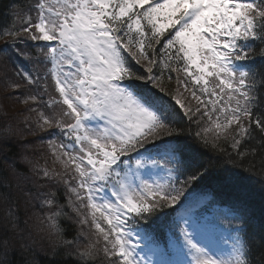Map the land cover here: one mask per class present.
Returning a JSON list of instances; mask_svg holds the SVG:
<instances>
[{"label":"snow or ice","instance_id":"obj_1","mask_svg":"<svg viewBox=\"0 0 264 264\" xmlns=\"http://www.w3.org/2000/svg\"><path fill=\"white\" fill-rule=\"evenodd\" d=\"M15 15L3 99L27 107L0 158L32 136L31 175L15 161L0 175V264H40L37 235L47 264H264V0H33ZM35 142L61 171L33 162Z\"/></svg>","mask_w":264,"mask_h":264},{"label":"rangeland","instance_id":"obj_2","mask_svg":"<svg viewBox=\"0 0 264 264\" xmlns=\"http://www.w3.org/2000/svg\"><path fill=\"white\" fill-rule=\"evenodd\" d=\"M33 2H31L32 4ZM30 4V5H31ZM30 5L26 8V10L24 11L21 10H17L15 12H13V15L11 16V18L15 21L16 20V12H19L21 14H25L28 12ZM4 43V41L0 42V45H2ZM11 68L8 67V71L11 72ZM41 71H43L44 69L41 68ZM3 76H4V72L2 67H0V112L2 114V116H4V118H6L8 125H10L14 130L19 131L20 129L24 128V121H25V113H21L20 111H18L19 109H23L26 108L27 106L24 104H16L11 100H4L3 97L5 95V93L8 92H12L13 89L11 88H5L4 85V80H3ZM187 95V94H186ZM193 103H195V101H193ZM6 113V115H5ZM33 137L30 135H23V136H19L18 138L13 140V143L9 144L10 148H12L14 151H21L20 148V140H32ZM27 155H29V157L33 160V162L39 166H46L49 170H54V171H61V165L58 162H54V157L52 156V154L49 151V147L47 144H41L39 142H35L33 145H31L28 150H27ZM13 161H5L6 163V174L10 173V169H8V164L12 163ZM19 162V163H18ZM16 163V167L18 169V171L22 172V170H26L27 175H31L30 172H28L29 169V165L21 163L20 161H15ZM24 173V172H22ZM26 175V174H25ZM9 179H11V176L9 175ZM15 186V185H14ZM23 187L25 189H27L28 187H30V185L25 184L23 185ZM25 208L23 210V214H24ZM38 211V209H36L34 206L31 208V211L29 212V216H31L32 212ZM25 218L22 220V223L24 220H28L29 217L22 215ZM33 221H29V223H32ZM67 223V222H66ZM49 246V240L47 237L41 238L40 235H37L36 237V244H35V248H36V253L37 255L42 254L41 249L42 248H47ZM17 254H19L20 252L17 251ZM44 253V252H43ZM36 255V257H37Z\"/></svg>","mask_w":264,"mask_h":264},{"label":"trees","instance_id":"obj_3","mask_svg":"<svg viewBox=\"0 0 264 264\" xmlns=\"http://www.w3.org/2000/svg\"><path fill=\"white\" fill-rule=\"evenodd\" d=\"M30 3V0H0V27H5V26H12L13 24V19L11 18V16L13 15V12L19 10H23V8H26ZM5 39H7V37H5ZM4 41L3 39H0V42ZM9 67L11 68V66L9 65ZM171 86L173 88L176 87L175 85V81L173 80L171 82ZM8 125V122L6 120V118H4V116H2L1 112H0V129H3L5 126ZM13 143V140L11 141V144ZM19 153L20 151L16 150L14 151L12 148H10V146H7V159L4 160L2 158H0V175H6V163L5 161H20L19 160ZM3 154H0V157H2ZM19 163V162H18ZM254 164L259 167L260 165V159L259 157H257L254 160ZM22 172H24V174L27 175L26 170H22ZM29 172V171H28ZM6 189L0 185V192H4ZM10 191L13 193V198L17 200V203L19 204V208L18 209H13L14 211H17L20 217V220L22 218V220L25 218L23 214V210L25 208V202L23 198H20V194L17 192L15 186L13 185V187L10 189ZM8 206L6 204H4L3 202H0V214H3V212L6 210ZM257 215H259L258 211H257ZM21 220V222H22ZM65 223L66 222H62ZM68 238H71V236H69ZM17 252V251H16ZM16 252L13 253V259L16 262V264H22V261L24 259V255H22L21 253L17 254ZM257 257L254 256L253 259L255 260ZM49 259V257L45 256V254L42 252V254L37 255L36 260L40 262V264H47V260ZM58 259H66L64 257L58 258Z\"/></svg>","mask_w":264,"mask_h":264},{"label":"bare ground","instance_id":"obj_4","mask_svg":"<svg viewBox=\"0 0 264 264\" xmlns=\"http://www.w3.org/2000/svg\"><path fill=\"white\" fill-rule=\"evenodd\" d=\"M31 2H33V0H30V3H29V5L31 4ZM29 5H28V6H29ZM28 6H27V7H28ZM27 7H26V8H27ZM26 8H23V9H24V11L26 10Z\"/></svg>","mask_w":264,"mask_h":264}]
</instances>
